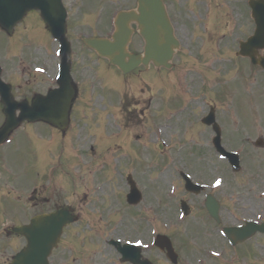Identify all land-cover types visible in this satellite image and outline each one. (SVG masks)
<instances>
[{
  "label": "rangeland",
  "instance_id": "obj_1",
  "mask_svg": "<svg viewBox=\"0 0 264 264\" xmlns=\"http://www.w3.org/2000/svg\"><path fill=\"white\" fill-rule=\"evenodd\" d=\"M122 4L124 5L125 2L123 1ZM84 23L85 20H79V28L87 30L89 27H83L82 25ZM23 27L25 28L24 24ZM192 29L193 38L195 41L194 46L195 48H199L200 42L204 40V38H196L194 27H192ZM39 30L40 29H36V32H38ZM24 32L31 34L33 42L36 43L40 41L38 39V37L40 38V36L36 37L35 34H32V27H30V29L27 27ZM205 37L206 41L210 43L212 48L216 47V41L218 36L214 35L211 28L205 31ZM224 59H226L227 61H231V58L229 56H224ZM177 61L178 66H176L172 72L166 71L162 72V74L165 73L164 75H159L156 85L153 81H151L149 76H145V74L142 72H136L133 75L124 78L123 80H121L120 75H117L118 80L119 82L121 81V83L116 85L117 81L111 82V77L112 75H114L112 74L111 77H109V82L113 84H110L112 89L108 87L106 81L108 77V68L102 65L91 63V66L97 71V73L95 74L96 79H99L100 85L103 86L102 89H98V83H96L95 90L106 98L107 95H112V97H114V104H112L113 106L117 107L119 105L120 100L124 99V94H126L128 95V99L126 106L124 107L125 113L128 108L131 111H137L140 108V102L144 103V101L147 99V97H149V95H156L157 98L160 100V109L157 110V118L153 120V123L158 131H160L161 127L163 126L168 127L166 130L167 135L164 136L165 139L158 140V144L154 143V141L150 138L152 132L150 120H147L148 117H138L137 111L135 115L136 117H134V125H129V123H126L124 126L125 136L123 141H121V144L117 142L112 143V141L117 140L111 136L112 132L110 130L107 131L108 140L110 143V152L107 154L106 160L107 162H111L122 158L124 160L125 165H128L129 163L134 161L135 163H137V165L141 167L140 175L151 176V180H148L146 182V185L148 187H155L156 184H149L151 181H155L158 185L166 188V184L164 183V181L168 182L169 179H173L177 170H183L189 173L190 176H193L194 178L203 177V180L207 182L211 180L214 176H222L225 179L226 183L225 191L229 193L230 187L233 184V179L230 178V176L227 174L228 171L226 170V164L223 161L218 162L220 160L219 158L216 160V162H209L215 161L216 158L214 157L215 159H213L209 155L208 150L207 152L197 150L199 147H202V144L200 145V143L202 142L204 144V139H206V134L203 132L204 130L202 129V127H198V125L201 126L200 120L198 118L195 119L197 115L196 111H201L204 109L202 104L193 105L195 106V109H191V111L187 114L190 118V123L192 124L187 135L186 132L188 128L184 126V119L173 117L169 120V114H175L174 111L181 112V107L171 106L170 109L168 103L170 104V102L172 101L179 102L181 100L187 99V96L184 93H180L177 88H172L171 81H176L178 78V74H181L186 69H188V64H193L192 59L184 54H179V56L177 57ZM198 71L203 73L204 75L208 73V70H206L202 66H199ZM222 74V80L217 82V86L220 89L221 97H217L216 93H214L217 110L232 112L235 117L239 120L241 115L243 117L251 115L252 106V111L254 115L251 116L253 117L254 121L258 120L260 122V124L254 122V131L249 135H244L241 138V142H239L232 135L233 133L229 132L230 129L228 131V118H230L229 115L223 112L220 113L218 111L222 123L226 126V131L224 132L223 136V142L229 148H238L239 146L242 148V164L245 169L243 173L238 174L237 177H239L238 181L241 180V182H246L248 186L241 190L239 188V184H237L236 188L240 190L241 194H244V191L250 192L254 195L264 189V147L257 148L253 146V142L257 138L261 137L264 139V106H262L259 100L253 101V98H255V96L251 95V93H246V91L243 90V84L238 80L236 75L230 76V69H227L225 71L222 70ZM147 79H150V84L146 81ZM254 79L256 84L259 78L257 76H254ZM235 81H238L239 85H234ZM207 83L209 84L210 82L207 81ZM97 92H95V104L94 109L91 111V114L97 117L98 119H107L105 113L109 111V109L104 108L105 106L102 105L101 95H99ZM206 94L208 97H213V94L211 93ZM211 99L213 100V98ZM80 101L81 100H78L77 103H80ZM137 102L139 103L135 105V108L134 104ZM128 103H130V105ZM107 105L110 106V104L108 103ZM111 111H116V109ZM147 112L148 110L146 111V113ZM118 114L120 116H123L122 112ZM255 116L259 118H255ZM138 118H141V121ZM105 119L103 120L105 121ZM253 120L249 121L252 122ZM249 124L250 123H246L245 127H250ZM235 136L240 138V136H242L241 131L236 130ZM122 137H119V139H122ZM113 146H121V151H117V149L113 148ZM37 148L38 143L36 148L21 147L19 149H15L13 147L12 151L16 152V159L10 157L6 165L3 166L5 168H8L7 172L3 173V176L6 177L5 181L8 182V186H10L16 193H22L25 191L26 187H23V182L32 183L38 180L37 185L39 188L43 186H48L52 182H55V185L58 187L60 185L58 183L60 181L59 178L67 176V172H70V165L73 162V156H68L65 159V155H62L60 158V166L57 162V160L59 159L58 151L56 152V154H53L48 149H45V161L43 165H40L36 164L40 153L36 150ZM168 149H172L175 153L171 152L167 155V152H165L161 155L162 157L158 153L162 151H167ZM177 156H179V158ZM167 161L169 164L166 165L165 162ZM154 165L157 168H154ZM133 168H135V176L139 178L138 167L135 166ZM149 168L150 171H148ZM159 171L161 172L159 173ZM156 175L159 176V179L157 180L153 179L154 177H157ZM247 175L253 178L247 177ZM173 184L176 185L177 181L173 180ZM5 186V183L0 184L1 188H5ZM232 187H235V184ZM162 195L163 194H158L156 197L153 198H150L147 195L148 201L146 202L155 203L159 206V209L166 212V210H164L165 202L162 200ZM178 197L176 198V200L178 199ZM105 205L107 206L108 210L117 211L120 209L122 213L126 209L124 200H117L113 203L107 201ZM253 205L255 210H257L255 202L254 204L252 203V206ZM140 213L141 212L139 210V206H135L127 210V214H125L124 220V215H120L119 217L122 220L121 222L126 223L128 227L136 228L140 233H148V227L142 222L141 219H139ZM133 214H135L137 218H134ZM110 216V214L105 213L104 218L109 219ZM23 218L24 215L20 214L19 211H16L13 220L19 223L23 221ZM84 218L90 224L91 229L99 231L102 236L105 235L106 230L104 226L99 223L95 214L88 215ZM114 221H116V215L112 216V221L110 220V224H112ZM1 228L2 227H0V237L1 235H3L1 234ZM82 231H85V233L87 234L92 233L89 228L85 229V227ZM114 231L122 233L124 235H133L132 230L121 227H115ZM8 242L12 247V251H14L16 247L20 245V243H22L21 239L12 235L9 238ZM1 261L2 260H0V263Z\"/></svg>",
  "mask_w": 264,
  "mask_h": 264
},
{
  "label": "water",
  "instance_id": "obj_2",
  "mask_svg": "<svg viewBox=\"0 0 264 264\" xmlns=\"http://www.w3.org/2000/svg\"><path fill=\"white\" fill-rule=\"evenodd\" d=\"M21 4L22 11L16 16L20 18L23 9L27 7H36L38 4L36 0L32 2L24 3V0H19ZM53 3V7L57 9L54 4V0H50ZM256 8V20L258 23L263 24L264 27V16L259 15V10L261 5L255 3ZM15 18V19H16ZM130 21H135L137 23L139 32L145 41V51L144 54L131 55L126 52L125 46L129 38L130 29L128 23ZM264 35V29L259 28L258 35L254 37V41H260ZM99 55L106 56L111 63L116 64L122 71H127L132 67L138 65L139 63L147 64L149 60L153 61L156 65L168 66V61L171 58L174 48L177 46V42L174 39L170 26L166 20L162 4L160 0H139L137 11H130L122 13L117 20L116 33L112 39L100 40L93 39L88 41ZM126 58L129 60L126 61ZM43 109L40 111L52 110L54 107L45 104ZM68 220L61 213H55L50 215H44L36 218L32 224H36L30 228V234L33 235L32 239L35 237L43 243V246L37 247L35 243L31 244V249L37 248L30 253L33 256H39V259L35 260L30 264H44V255L50 248L51 244L56 240L59 235L62 226ZM37 225L40 228H37ZM37 228V230H35ZM26 227L17 228L16 231L20 233H27ZM28 255L26 250L21 251L17 256L18 260L25 258ZM29 257V256H28Z\"/></svg>",
  "mask_w": 264,
  "mask_h": 264
},
{
  "label": "flooded vegetation",
  "instance_id": "obj_3",
  "mask_svg": "<svg viewBox=\"0 0 264 264\" xmlns=\"http://www.w3.org/2000/svg\"><path fill=\"white\" fill-rule=\"evenodd\" d=\"M166 1V7L169 13L170 18L175 20L178 24L180 23L179 17L181 13L183 12V0H165ZM241 5H236L241 12H244V4L245 0H241ZM171 19V20H172ZM179 30L183 31L182 28L179 27ZM7 51L11 53L10 50V38L8 39V42L6 44ZM50 64L47 65V68L44 70V75L39 78V84L45 83L48 78H51L57 73L58 71V62L56 63L53 59H50ZM41 66H43V62L40 63ZM31 76V78H27L29 82H36L37 78L35 75L31 74V72L28 71V76ZM51 83H49L50 85ZM49 85L42 89L40 86H38L36 89L32 87H26L23 90V95L19 96L18 99H28L30 100L34 93L36 92H44L49 87ZM123 185V183H122ZM83 199H80L77 201L76 205L79 210L83 209ZM188 229L185 233L186 237L191 239L192 241L196 242V245H191L190 242H188L182 235L180 234H174L172 235V242L174 245L175 250L178 253L177 262L175 264H185L183 261V258H186L189 262H194L195 260L199 261V264H215L213 262L212 257L210 256V251L218 252L220 251V245L217 242V234L212 229L203 228L200 230H195V228L188 222L187 226ZM73 246L77 247V244L73 242ZM84 250H86L88 253H91V247L90 246H82ZM109 251L108 253L111 254L109 257H112L114 259V264H129L125 262H121L119 260V256L115 249L113 247H108ZM249 249V246L242 245L241 252H244ZM99 257H101L99 255ZM109 257L105 261H109ZM131 264V263H130Z\"/></svg>",
  "mask_w": 264,
  "mask_h": 264
},
{
  "label": "snow or ice",
  "instance_id": "obj_4",
  "mask_svg": "<svg viewBox=\"0 0 264 264\" xmlns=\"http://www.w3.org/2000/svg\"><path fill=\"white\" fill-rule=\"evenodd\" d=\"M217 183H219V182H217Z\"/></svg>",
  "mask_w": 264,
  "mask_h": 264
}]
</instances>
